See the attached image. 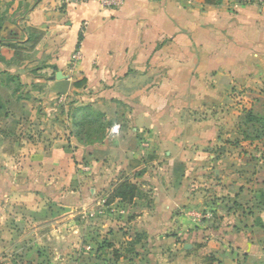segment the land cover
I'll return each mask as SVG.
<instances>
[{
	"label": "crops",
	"instance_id": "obj_1",
	"mask_svg": "<svg viewBox=\"0 0 264 264\" xmlns=\"http://www.w3.org/2000/svg\"><path fill=\"white\" fill-rule=\"evenodd\" d=\"M0 25V72L47 90L23 91L20 114L11 103L7 111L39 131L6 137L12 152L0 149V256L11 259L2 264L19 251L12 239L21 216L39 233L66 231L91 209L96 227L133 214L177 237L196 226L198 178L209 189V175L228 170L223 146L238 143L232 119L245 107L235 102L263 96L264 0H124L112 10L95 0H0ZM85 105L113 121L87 145L71 121ZM176 163L184 170L175 185ZM124 180L140 190L129 204L111 197ZM38 251L53 249L23 252L35 259Z\"/></svg>",
	"mask_w": 264,
	"mask_h": 264
},
{
	"label": "rangeland",
	"instance_id": "obj_2",
	"mask_svg": "<svg viewBox=\"0 0 264 264\" xmlns=\"http://www.w3.org/2000/svg\"><path fill=\"white\" fill-rule=\"evenodd\" d=\"M20 83L21 86H18V82L5 80L0 75V104L5 105V109L0 111L1 137H23V134L28 135V131L36 135L39 131L36 122L26 128V124L5 117L11 105L15 115L20 114L18 106L22 103L16 97L24 95L23 91H47L41 84L30 85L21 80ZM11 91L15 93L11 94ZM261 92L263 96L260 100L251 101L250 97H246L245 101L239 99L235 102L245 108L243 114L234 118L237 112L232 119L237 120L239 125L238 143L230 142L223 146L227 160L221 163L224 164L223 169L228 170L218 175L210 174V188L206 191L200 186L206 178H198L196 200L198 205L203 206L199 208L200 217H197L196 226L190 229L186 227L184 234L177 237L167 224H153L151 220L138 221L134 218L136 214H133L129 218L131 222L125 217L118 218L112 226L106 224L105 228L96 227L97 224L92 220L94 209H91L89 215L78 213L72 216L71 219L77 220V224L70 222L65 227L62 226L65 224H60L67 228L66 231L60 232L57 228L55 233H39L29 227L26 217L21 216L14 227L12 243L15 248L19 247V251L13 255L12 263L264 264V91ZM6 100L11 105H6ZM58 119L61 124L64 123L60 114ZM11 140H0L1 151L12 152L14 142ZM21 143L20 146H24V142ZM81 167L87 169L86 166ZM236 198L247 203L235 206ZM151 203H148L149 210L154 211ZM124 207L116 205L119 214L125 215ZM163 210L164 213L169 211L166 208ZM213 211L217 214H212ZM83 234L85 241H82ZM35 246L40 249L51 247L53 251L51 254H42L39 250L35 259L24 255V249ZM59 247L62 257L53 254L59 251ZM8 261L11 262L10 257L0 256L1 264Z\"/></svg>",
	"mask_w": 264,
	"mask_h": 264
},
{
	"label": "trees",
	"instance_id": "obj_3",
	"mask_svg": "<svg viewBox=\"0 0 264 264\" xmlns=\"http://www.w3.org/2000/svg\"><path fill=\"white\" fill-rule=\"evenodd\" d=\"M222 0H206L207 3L210 4H220ZM1 26V25H0ZM15 56H18V53H14ZM1 76H4L5 80L8 81H16L18 82V86H21L20 80L18 76L9 75L6 72H0ZM82 85V83H76L75 87L78 88ZM15 91H11V94H14ZM18 100L24 99L23 95H19L17 97ZM10 104L9 100H6V105ZM5 109V105L0 104V111ZM6 112V111H5ZM5 117L8 116V112H6ZM72 126L74 136L78 140L80 144H92L94 142H99L105 134L107 128H109L113 121L108 119L106 115L100 111L94 110L89 105L83 106L79 111H76L72 115ZM7 137H11L8 135ZM184 166L181 163H176L173 168V179L174 184H178L183 175ZM264 187V182L262 183ZM140 190L139 188L131 183L128 180H124L120 182L114 188L111 197L114 199H120L123 203H131L133 199L139 198Z\"/></svg>",
	"mask_w": 264,
	"mask_h": 264
},
{
	"label": "built area",
	"instance_id": "obj_4",
	"mask_svg": "<svg viewBox=\"0 0 264 264\" xmlns=\"http://www.w3.org/2000/svg\"><path fill=\"white\" fill-rule=\"evenodd\" d=\"M64 3H69V2H86V1H91V0H61ZM99 7L102 9H117L119 8L124 0H95ZM74 58H77V54L74 55Z\"/></svg>",
	"mask_w": 264,
	"mask_h": 264
},
{
	"label": "water",
	"instance_id": "obj_5",
	"mask_svg": "<svg viewBox=\"0 0 264 264\" xmlns=\"http://www.w3.org/2000/svg\"><path fill=\"white\" fill-rule=\"evenodd\" d=\"M187 246V245H186Z\"/></svg>",
	"mask_w": 264,
	"mask_h": 264
}]
</instances>
